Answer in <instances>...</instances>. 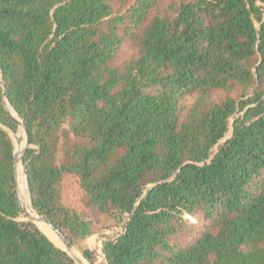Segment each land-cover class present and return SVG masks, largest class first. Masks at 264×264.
Returning a JSON list of instances; mask_svg holds the SVG:
<instances>
[{"label": "trees", "instance_id": "trees-1", "mask_svg": "<svg viewBox=\"0 0 264 264\" xmlns=\"http://www.w3.org/2000/svg\"><path fill=\"white\" fill-rule=\"evenodd\" d=\"M0 78V264H75L64 175L129 214L105 264H264V0H0Z\"/></svg>", "mask_w": 264, "mask_h": 264}, {"label": "rangeland", "instance_id": "rangeland-1", "mask_svg": "<svg viewBox=\"0 0 264 264\" xmlns=\"http://www.w3.org/2000/svg\"><path fill=\"white\" fill-rule=\"evenodd\" d=\"M236 115H233L229 119V127L228 131L225 133L224 137L218 141V143L211 149L210 157L211 159L213 155L218 150L219 146L231 135L232 129V121ZM20 119V118H19ZM21 121V119H20ZM68 122L69 119L66 120L61 127V130L64 135H68L69 139L63 140V136L60 137L61 145H64L62 148H66L73 143H78L79 138L72 136L68 131ZM11 140L13 142L14 152L16 153V148L24 144L22 152L20 156L22 157L24 148L26 147V137L24 131L20 128L17 129L16 132L8 130ZM67 141V142H66ZM63 142H66L63 144ZM34 148V145H29ZM62 157V152L58 153V160L60 161ZM208 159V161H209ZM15 170H16V183L18 185V190L20 188V195L22 200H26V192L25 187L23 186L22 178L20 176V166L19 162L16 158L15 161ZM62 192H63V202L70 205L81 217V220L85 223L82 227L81 233L79 236L68 234V240L73 245V248L76 249L86 264H89L88 261L83 257L81 253V248L88 247L94 252V263L95 264H105L104 257L101 251L102 241L107 239L116 238L125 227V224L129 218V214H124L121 217H113L108 214L102 213L98 211L93 205L88 203V197L82 195L80 192L76 182L73 177L64 175L62 179ZM23 203V202H22ZM24 204V203H23ZM44 217V216H43ZM18 221H30L25 210L21 211L19 216L16 218ZM193 223L195 224V220L191 218ZM32 222V221H31ZM35 223V222H33Z\"/></svg>", "mask_w": 264, "mask_h": 264}, {"label": "water", "instance_id": "water-1", "mask_svg": "<svg viewBox=\"0 0 264 264\" xmlns=\"http://www.w3.org/2000/svg\"><path fill=\"white\" fill-rule=\"evenodd\" d=\"M0 85L3 87L2 85V81H1V78H0ZM2 95H3V100H4V104H5V108L8 112V109H7V100L5 98V92L3 90L2 92ZM9 104V103H8ZM15 112V111H14ZM9 114V112H8ZM10 115V114H9ZM17 115V114H16ZM18 116V115H17ZM19 118V117H18ZM21 124H22V128H23V131H24V134H25V137H26V147L24 148V151L29 147L30 145V137H29V134L24 126V124L22 123L21 121ZM23 151V153H24ZM16 160V153L14 152V161ZM15 175H16V172H15ZM27 184V183H26ZM16 189H17V197H18V201L20 203V206H21V209L22 211L25 210L24 209V206H23V203H22V200H21V195L19 193V190H18V185L16 183ZM28 189V188H27ZM29 193V192H28ZM30 198V196H29ZM30 202H31V199H30ZM32 205V204H31ZM33 207V206H32ZM35 210V209H34ZM36 211V210H35ZM37 212V211H36ZM38 213V212H37ZM27 214V213H26ZM39 214V213H38ZM40 215V214H39ZM28 216V214H27ZM45 222L47 224V226L49 227V229L51 230V232L54 234V236H56V238L61 242L62 246L63 247H60L59 245H57L59 248H61L62 250H64L74 261L75 264H78V261H77V258L72 254V249H73V245L72 243L70 242V240H68V238L65 236V234L60 231L56 226H54L50 221H48L45 217H43L42 215H40ZM29 220L34 222L29 216H28ZM44 233V232H43ZM52 241V240H51ZM53 242V241H52Z\"/></svg>", "mask_w": 264, "mask_h": 264}, {"label": "bare ground", "instance_id": "bare-ground-1", "mask_svg": "<svg viewBox=\"0 0 264 264\" xmlns=\"http://www.w3.org/2000/svg\"><path fill=\"white\" fill-rule=\"evenodd\" d=\"M16 149H17V152H16L17 160H19L20 165H22V161H21V159H20V152H19L18 147H17ZM72 253L74 254V256H75L76 258H78V253H77V251H76L74 248L72 249Z\"/></svg>", "mask_w": 264, "mask_h": 264}]
</instances>
